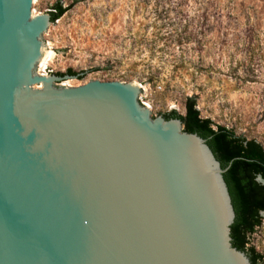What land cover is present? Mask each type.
Returning a JSON list of instances; mask_svg holds the SVG:
<instances>
[{
	"label": "water",
	"instance_id": "obj_1",
	"mask_svg": "<svg viewBox=\"0 0 264 264\" xmlns=\"http://www.w3.org/2000/svg\"><path fill=\"white\" fill-rule=\"evenodd\" d=\"M36 7L0 0V264H251L206 140L137 85L38 75L54 23Z\"/></svg>",
	"mask_w": 264,
	"mask_h": 264
},
{
	"label": "rangeland",
	"instance_id": "obj_2",
	"mask_svg": "<svg viewBox=\"0 0 264 264\" xmlns=\"http://www.w3.org/2000/svg\"><path fill=\"white\" fill-rule=\"evenodd\" d=\"M56 3L71 7L43 40L38 75L137 85L154 118L184 115L192 99L201 118L264 149V0H37L34 16ZM260 217L246 249L264 264Z\"/></svg>",
	"mask_w": 264,
	"mask_h": 264
},
{
	"label": "trees",
	"instance_id": "obj_3",
	"mask_svg": "<svg viewBox=\"0 0 264 264\" xmlns=\"http://www.w3.org/2000/svg\"><path fill=\"white\" fill-rule=\"evenodd\" d=\"M70 7L60 3L53 5L48 12L51 23L59 20ZM67 74L75 75L72 70ZM184 107V115L172 111L163 117L179 119L183 131L205 139L221 168L227 169L223 177L235 211V220L230 228L232 246L245 252L251 264H258L261 257L254 249L246 247L248 237L261 225L260 214L264 212V185L257 181L258 177L264 180V149L255 140L236 136L222 126L214 127L211 120L201 118L194 100L186 99Z\"/></svg>",
	"mask_w": 264,
	"mask_h": 264
}]
</instances>
